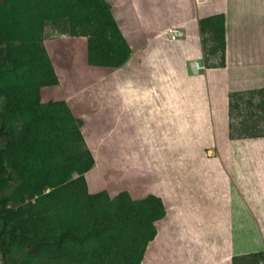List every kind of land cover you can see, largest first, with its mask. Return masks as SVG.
Listing matches in <instances>:
<instances>
[{"label":"crops","instance_id":"1","mask_svg":"<svg viewBox=\"0 0 264 264\" xmlns=\"http://www.w3.org/2000/svg\"><path fill=\"white\" fill-rule=\"evenodd\" d=\"M107 1L132 48L124 65L90 64L85 36L44 40L95 159L89 191L107 190V175L111 196L161 197L166 213L141 264L264 252V134L231 135L232 96L264 88V0ZM218 13L226 59L210 66L199 20Z\"/></svg>","mask_w":264,"mask_h":264},{"label":"trees","instance_id":"2","mask_svg":"<svg viewBox=\"0 0 264 264\" xmlns=\"http://www.w3.org/2000/svg\"><path fill=\"white\" fill-rule=\"evenodd\" d=\"M199 24L206 61L225 65V15ZM48 25L87 37L90 64L120 67L132 54L107 0H0V264H141L164 203L155 194L89 191L95 159L81 119L65 99L42 101V87L59 81ZM247 97L264 119V88L233 95L232 114ZM257 134L264 127L249 135Z\"/></svg>","mask_w":264,"mask_h":264},{"label":"rangeland","instance_id":"3","mask_svg":"<svg viewBox=\"0 0 264 264\" xmlns=\"http://www.w3.org/2000/svg\"><path fill=\"white\" fill-rule=\"evenodd\" d=\"M47 32L45 33V36H52V35H56L57 33H60L58 30H56L55 28H53L52 26L48 25L47 26ZM218 60V58H214V60L212 61H216ZM41 93H42V101H48L50 99H54V100H61L62 98V94L60 93V90L58 89L57 86H44L41 89ZM248 98H245V101L240 102L239 104L240 106L238 107V109H236V112H233L234 115V122H233V127H234V135H238V134H254L256 133L258 130H262V128L264 127V119L260 117H256L253 114V104L251 105V103L248 102ZM255 101H258V98H255ZM259 109V108H258ZM262 113V112H260ZM263 115V114H262ZM259 120L258 123V128L255 125V122ZM239 123H238V122ZM245 125L244 128H242ZM248 127H251V131H248L246 129ZM218 131H220V129L218 128ZM95 175L93 174H89L88 175V179H89V184H91L92 182L96 185H98L101 181L96 180L97 177H94ZM125 182V181H124ZM98 183V184H97ZM91 187V185H90ZM101 187V186H99ZM92 188V187H91ZM102 188H106L109 191V188H117V187H111V183L109 180V176H105V182ZM93 189V188H92ZM102 190V189H101ZM240 264H264V256L262 255H251V256H246L244 258H242V260L240 261Z\"/></svg>","mask_w":264,"mask_h":264},{"label":"built area","instance_id":"4","mask_svg":"<svg viewBox=\"0 0 264 264\" xmlns=\"http://www.w3.org/2000/svg\"><path fill=\"white\" fill-rule=\"evenodd\" d=\"M175 31H177V30H175ZM173 36L175 37L176 35H175V34H173ZM195 65H196V66H199V64H198L197 62L195 63Z\"/></svg>","mask_w":264,"mask_h":264}]
</instances>
